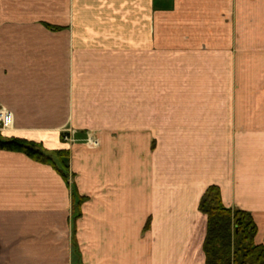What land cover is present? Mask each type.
<instances>
[{"label": "crops", "instance_id": "obj_1", "mask_svg": "<svg viewBox=\"0 0 264 264\" xmlns=\"http://www.w3.org/2000/svg\"><path fill=\"white\" fill-rule=\"evenodd\" d=\"M0 105L69 154L0 149V264H205L210 185L264 245V0H0Z\"/></svg>", "mask_w": 264, "mask_h": 264}, {"label": "trees", "instance_id": "obj_2", "mask_svg": "<svg viewBox=\"0 0 264 264\" xmlns=\"http://www.w3.org/2000/svg\"><path fill=\"white\" fill-rule=\"evenodd\" d=\"M0 149L21 152L34 161L50 165L64 180L68 179V150H47L40 143L3 137L1 133ZM73 194L76 195V191ZM82 200L78 197V205ZM199 210L206 217L202 244L205 264H264V245L253 241L256 226L252 217L244 210L226 207L217 186L207 187L200 199Z\"/></svg>", "mask_w": 264, "mask_h": 264}, {"label": "built area", "instance_id": "obj_3", "mask_svg": "<svg viewBox=\"0 0 264 264\" xmlns=\"http://www.w3.org/2000/svg\"><path fill=\"white\" fill-rule=\"evenodd\" d=\"M10 124L11 113L4 107L0 106V129L8 127Z\"/></svg>", "mask_w": 264, "mask_h": 264}, {"label": "rangeland", "instance_id": "obj_4", "mask_svg": "<svg viewBox=\"0 0 264 264\" xmlns=\"http://www.w3.org/2000/svg\"><path fill=\"white\" fill-rule=\"evenodd\" d=\"M0 106H1V105H0ZM66 132H67V131H66ZM89 140H90V139H89ZM98 141H99L98 139H92L91 142H90V141H89V142L91 143V145H93V146H97V145H98Z\"/></svg>", "mask_w": 264, "mask_h": 264}]
</instances>
